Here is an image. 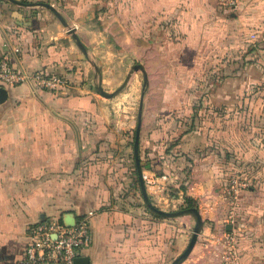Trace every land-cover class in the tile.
Listing matches in <instances>:
<instances>
[{
  "label": "crops",
  "instance_id": "crops-1",
  "mask_svg": "<svg viewBox=\"0 0 264 264\" xmlns=\"http://www.w3.org/2000/svg\"><path fill=\"white\" fill-rule=\"evenodd\" d=\"M57 7L86 53L49 10L0 0V56L71 81L62 93L4 87L0 264H19L28 224L90 212L92 240L81 253L88 264H170L185 249L194 219L162 217L138 198L131 138L142 89L138 154L151 201L175 211L189 198L203 220L202 252L235 208L241 263L264 264V140L246 146L231 130L242 113L264 124V50L251 55L264 49V0H242L231 12L216 0ZM227 13L240 22L225 25ZM225 28L241 36L225 41ZM137 63L145 86L141 70H132ZM125 79L113 97L94 86L113 91ZM235 173L251 182L237 200L223 192Z\"/></svg>",
  "mask_w": 264,
  "mask_h": 264
},
{
  "label": "built area",
  "instance_id": "built-area-1",
  "mask_svg": "<svg viewBox=\"0 0 264 264\" xmlns=\"http://www.w3.org/2000/svg\"><path fill=\"white\" fill-rule=\"evenodd\" d=\"M42 1L57 6L64 0ZM216 1L222 11L231 12L238 8L242 0ZM20 83H29L34 90H46L52 93H62L71 85L65 74L47 73L42 69H17L10 64L7 56H0V86ZM247 186L243 178L234 174L230 176L223 192L230 195L233 200H237L241 191ZM91 214L90 212L77 216L72 225H66L62 218L53 216L28 224L27 240L19 264H75L76 258L81 256L82 250L92 240ZM236 216V209L231 208L226 220L231 218L232 227L236 223ZM237 230L238 226L232 231L220 229L213 235L211 242H204V250L208 249V252L216 256L221 264H242L238 253Z\"/></svg>",
  "mask_w": 264,
  "mask_h": 264
},
{
  "label": "water",
  "instance_id": "water-1",
  "mask_svg": "<svg viewBox=\"0 0 264 264\" xmlns=\"http://www.w3.org/2000/svg\"><path fill=\"white\" fill-rule=\"evenodd\" d=\"M6 1H9L10 3L17 4V5L33 7V8L34 7L44 8V9L49 10L61 22L66 33L69 34L74 39L76 45L80 48V50L83 53H86V48H85L84 44L82 43V41L80 40L79 35L76 32V28L66 20V18L62 15L61 11L59 10V8L55 4L48 2V1H42V0H35V1L6 0ZM132 70H141V72L143 73V79H144L143 83L145 86L147 80H146V73H145L143 66L139 63L134 64L132 66ZM126 81L127 80L125 79V81L118 88H116L113 91L105 90L104 88H102V86L99 82H95L94 86L102 96L113 97L122 89V87L125 85ZM143 93H144V91L142 89L140 99H139V103H138V108H137V118H136L137 122H136V126H135L134 138H133V143H132L133 156H134L135 166H136V170H137V175H138V180H139V185H140V192L142 195L143 203L151 212H154V213H156L162 217L173 218V217H178V216H182L184 214H187V215H190L194 219V225L192 227L190 238H189V241H188L185 249L177 257H175L170 263V264H179L181 262V260L184 259L189 254L192 247L197 242L198 235H199V233L202 229V226H203V220L201 218V214H200L198 208L195 206H188V207L180 208V209L175 210V211H165V210H162V209L158 208L157 206H155L147 194V189H146L145 184H144L142 169H141L139 154H138ZM5 97H6V90L3 86H0V102L3 101L5 99ZM75 218L76 217L73 215H65L63 217V222L66 225H72L75 221ZM87 262H88V259H87V257H84V256H79L75 260V264H88Z\"/></svg>",
  "mask_w": 264,
  "mask_h": 264
},
{
  "label": "rangeland",
  "instance_id": "rangeland-1",
  "mask_svg": "<svg viewBox=\"0 0 264 264\" xmlns=\"http://www.w3.org/2000/svg\"><path fill=\"white\" fill-rule=\"evenodd\" d=\"M232 16H229V14H224V23L225 25H234L237 22H240L239 20L233 19L231 18ZM228 28H225V32H224V39L225 41L227 40H236L239 39V36H241V33H238L235 30H231L228 31ZM254 36L251 35V33L249 34L248 39L252 40L255 42L254 39H256ZM262 48H257L254 50L253 53H251L252 56H258L260 54L263 53ZM140 72H138V85L141 84V79H140ZM138 96L134 99V106L137 108L138 107ZM246 103V101H245ZM251 119V117H250ZM248 120V115H245V113L241 114L239 119H237L238 122L236 127H234L233 129H231L233 131V136L237 139H239L241 142L245 143V145L247 146H255L257 143H259L260 141L264 140V124L257 126V123L255 122H251V120ZM135 130V128H134ZM134 130L132 132V138H131V143L133 142V138H134ZM260 145V143H259ZM236 165V164H235ZM236 174V173H235ZM245 180V178H243ZM247 185H251V182H247L245 180ZM140 201L143 202L142 197H138ZM157 207H162V203L161 205L159 204V206ZM161 209V208H160ZM165 209H170V207H166ZM171 210V209H170ZM162 219V218H161ZM237 216H236V223L233 224L234 226L232 227L231 225V218H229L228 220H226L225 225H222V228H225L227 231H232L233 228L237 229ZM192 229V228H191ZM187 244V243H186ZM182 252V251H181ZM180 252V253H181ZM178 253V255L180 254ZM177 255V256H178ZM176 256V257H177ZM179 264H221L218 260V258L216 256H214L212 253L208 252V249H205L203 252L202 251H198V244L197 242L194 244V246L192 247L191 251L189 252V254L181 260V262Z\"/></svg>",
  "mask_w": 264,
  "mask_h": 264
},
{
  "label": "trees",
  "instance_id": "trees-1",
  "mask_svg": "<svg viewBox=\"0 0 264 264\" xmlns=\"http://www.w3.org/2000/svg\"><path fill=\"white\" fill-rule=\"evenodd\" d=\"M136 173V172H135ZM135 182L137 183L138 181H137V179L135 180ZM185 204H186V206H191V205H193V203H191V200L189 199V198H185Z\"/></svg>",
  "mask_w": 264,
  "mask_h": 264
}]
</instances>
